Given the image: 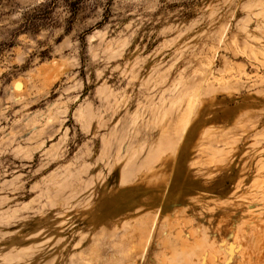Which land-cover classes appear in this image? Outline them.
Instances as JSON below:
<instances>
[{
	"label": "rangeland",
	"instance_id": "obj_1",
	"mask_svg": "<svg viewBox=\"0 0 264 264\" xmlns=\"http://www.w3.org/2000/svg\"><path fill=\"white\" fill-rule=\"evenodd\" d=\"M0 264H264V0H0Z\"/></svg>",
	"mask_w": 264,
	"mask_h": 264
}]
</instances>
